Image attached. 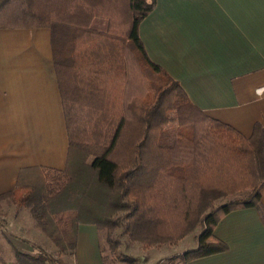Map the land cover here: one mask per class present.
<instances>
[{
	"label": "trees",
	"instance_id": "16d2710c",
	"mask_svg": "<svg viewBox=\"0 0 264 264\" xmlns=\"http://www.w3.org/2000/svg\"><path fill=\"white\" fill-rule=\"evenodd\" d=\"M154 7L155 0H0V28L50 30L68 138L63 170L22 169L0 200L22 194L58 255L74 256L80 224L99 231L121 212L124 232L146 250L200 228L195 248L166 263L186 264L227 251L213 235L227 214L260 208L263 127L255 124L246 138L208 117L149 60L138 26ZM95 18L106 20L104 31L90 27ZM80 189L66 208L64 196ZM244 191L245 198L216 205ZM16 255L19 264L56 262L40 249Z\"/></svg>",
	"mask_w": 264,
	"mask_h": 264
},
{
	"label": "crops",
	"instance_id": "0c3cea01",
	"mask_svg": "<svg viewBox=\"0 0 264 264\" xmlns=\"http://www.w3.org/2000/svg\"><path fill=\"white\" fill-rule=\"evenodd\" d=\"M106 26L98 18L90 24ZM138 35L149 60L205 115L246 138L255 124L264 129V0H155ZM67 153L50 30L0 28V194L14 189L22 169L63 170ZM262 215L264 193L259 209L232 211L216 225L226 252L186 264H264ZM6 237L0 257L15 264ZM74 259L98 264L95 226H78Z\"/></svg>",
	"mask_w": 264,
	"mask_h": 264
},
{
	"label": "rangeland",
	"instance_id": "374dc122",
	"mask_svg": "<svg viewBox=\"0 0 264 264\" xmlns=\"http://www.w3.org/2000/svg\"><path fill=\"white\" fill-rule=\"evenodd\" d=\"M33 176L37 178V174H33ZM89 177L87 175L82 176L81 182L85 181L87 183ZM91 189L93 188L90 187L88 196H93L94 194L95 190ZM75 191L77 193H82L83 189L71 190V194H69L68 197L66 195L64 196L69 204L66 208L71 207V209H73L75 207V201L73 199ZM95 193V195L98 194L97 191ZM249 193V191H244L240 194L220 199L216 202V205L245 198ZM21 197L22 194L16 191L11 196L0 200V234H2L5 239L9 238L6 237V235L10 236V251L12 256L14 255L12 257V259L14 258L13 262L19 264L16 252L35 256L40 249L49 255L53 261H56L55 264H76L74 256H70L69 254L58 255V249L36 226L29 208L23 206L21 203ZM88 199L89 198H85L83 202H88ZM88 203H90V201ZM122 217L123 213L118 212L109 218L111 219L109 224L105 222L100 223L98 231V264H166L168 259L182 254L187 250H191L196 246L197 235L200 228H197L176 245L164 244L147 250L143 249L139 243L131 241L124 232ZM2 247L3 246H0V254L4 256L6 252L2 251ZM4 249H6V247ZM89 259L95 261L94 257L93 259ZM3 261V257H0V264H5ZM171 264H176L175 260H173Z\"/></svg>",
	"mask_w": 264,
	"mask_h": 264
}]
</instances>
